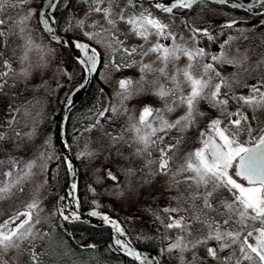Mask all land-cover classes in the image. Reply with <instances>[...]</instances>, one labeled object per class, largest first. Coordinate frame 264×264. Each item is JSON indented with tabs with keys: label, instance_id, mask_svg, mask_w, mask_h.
<instances>
[{
	"label": "rangeland",
	"instance_id": "rangeland-1",
	"mask_svg": "<svg viewBox=\"0 0 264 264\" xmlns=\"http://www.w3.org/2000/svg\"><path fill=\"white\" fill-rule=\"evenodd\" d=\"M38 2L0 0L1 262L115 264L92 261L90 243L78 260L56 231L54 117L80 79L68 51L39 30ZM213 13L192 15L199 35L184 19L163 22L118 0L81 3L67 19L100 52L106 86L97 123L72 141L88 201L116 210L130 235L158 231L159 264H264L261 188L202 144L213 135L234 161L264 137V15L232 25L234 15ZM205 213L214 219L202 226Z\"/></svg>",
	"mask_w": 264,
	"mask_h": 264
},
{
	"label": "water",
	"instance_id": "water-1",
	"mask_svg": "<svg viewBox=\"0 0 264 264\" xmlns=\"http://www.w3.org/2000/svg\"><path fill=\"white\" fill-rule=\"evenodd\" d=\"M163 13H172L176 7L191 9L201 0H139ZM219 4H226L246 10L252 14L264 13V0H208ZM58 0H42L38 9V21L47 37L55 42L67 46L74 58L83 67V75L66 94L55 120V143L62 153L66 169L67 182L56 199L59 215L68 221L80 220L96 226H108L111 231L113 246L121 253L130 256L139 264H159L157 256L151 250L136 245L131 235L121 221L108 208H81L77 195L79 168L68 142L65 126L70 111L81 101L96 75L100 65V52L97 47L86 39L60 32L56 28L54 9ZM210 153L221 165H229L230 159L222 144L211 134H206L202 140ZM236 172L244 177L248 183L263 184L264 196V146L263 139L246 149L236 161ZM9 229L5 227L4 231ZM264 250V239L261 240Z\"/></svg>",
	"mask_w": 264,
	"mask_h": 264
},
{
	"label": "trees",
	"instance_id": "trees-1",
	"mask_svg": "<svg viewBox=\"0 0 264 264\" xmlns=\"http://www.w3.org/2000/svg\"><path fill=\"white\" fill-rule=\"evenodd\" d=\"M93 1L96 0H58L54 9V17H55L57 30L66 34L83 38L81 34L73 33L68 28L67 19L69 18L70 13L74 12L79 4L86 2L90 3ZM118 1H120L122 5L129 6L135 10H138L139 7L144 6L147 9V12L151 16H154L159 20H162L163 22L168 21L170 19L178 22L181 19H184L187 28H189V30L192 33L198 35L200 33L198 32V30H196L193 27V24L191 22L192 20H195V18L192 17V15L197 11L199 6L202 7V12L204 11L205 13H210V12L213 13V10L209 9V7H213L217 11V12L215 11L216 13L213 14L224 15L225 13H229L231 15H234L235 18L233 19V21H231L232 25L239 23L260 24L261 23L260 20L264 15V13L252 14L247 12L246 10L237 7H232L226 4H219L208 0H201L197 2L192 6L191 9L176 7L172 13L159 12L154 8H152L150 5H148L147 3L139 0H118ZM40 2L41 0H39L38 4H40ZM36 10H38V6H36ZM207 26L209 27L208 31L212 33L217 28L215 24L207 25ZM38 28L42 32V34L47 37V35L43 32L39 24V21H38ZM47 39L49 40L51 45L68 51L69 56L79 67L78 80L81 79L83 75V67L74 59L70 49L67 46H64L58 42L49 39L48 37ZM97 73L92 79L87 89V92L85 93L81 101L70 111L66 121V126H65L66 136L76 161H77L76 154L72 146V141L74 140L75 131L77 130V128L85 124H87L88 127L93 128L94 124L97 123L98 99L102 94L106 92L105 91L106 86L100 81V79L97 76ZM75 84L76 83H74V85ZM74 85H72V87ZM72 87H70L69 90H71ZM55 119L56 116L54 117V121ZM54 150H55V154H54L55 156H54V160L48 166L47 179L51 187L56 192L59 193L66 185L67 169L62 153L57 147L56 143H54ZM77 195H78L80 207L82 209L93 206L88 201L89 195H88V191L84 186V180L81 175L80 169H79V178H78V186H77ZM109 208L121 221V223L125 225L118 212L111 207ZM55 227L59 235L66 240L68 246L71 248L72 253L76 257L78 256L77 257L78 260L80 259V257L84 258L86 256L85 252L88 251V249L85 250L82 247L83 244L85 245L87 243H90L93 245V249L91 251V253L93 254L92 261L100 258L101 260L105 259L106 261L112 263L114 262L115 264H139L130 256L119 252L113 246L111 241V231L108 226H96L80 220L68 221L63 219L57 211V223ZM131 237L137 246L151 250L157 254L160 247L159 245L160 236L158 235V231L151 230L150 233L147 234L145 233L144 237H138V236L135 237L133 234L131 235ZM86 259H90V258L86 257ZM67 260H68L67 264H72V259H67Z\"/></svg>",
	"mask_w": 264,
	"mask_h": 264
},
{
	"label": "flooded vegetation",
	"instance_id": "flooded-vegetation-1",
	"mask_svg": "<svg viewBox=\"0 0 264 264\" xmlns=\"http://www.w3.org/2000/svg\"><path fill=\"white\" fill-rule=\"evenodd\" d=\"M263 139V146H264V137L262 138ZM257 144V143H256ZM206 146V148H207V151H208V153L210 154V156L213 158V160L214 161H217L215 158H214V156L210 153V150H209V148H208V146L207 145H205ZM254 146V145H253ZM250 147H252V146H250ZM249 147V148H250ZM243 153V152H242ZM241 153V154H242ZM239 157V156H238ZM238 157H237V159L236 160H230V163H229V165H222L223 166V168H225V169H228V168H233L234 169V175H235V177L239 180V181H241V182H246V183H248L247 181H246V179L244 178V177H241V176H239L238 174H237V172H236V161L238 160ZM227 158H228V155H227ZM218 162V161H217ZM219 164V163H218ZM254 185H258L260 188H261V193H262V195H263V184L262 183H260V182H257V183H253ZM264 197V196H263ZM194 208H195V205L193 206ZM193 212H195V210H193ZM212 213V212H211ZM212 215V214H211ZM221 218H222V220H221V223H222V226H224V224L226 223V220H225V218L227 219V216H226V213L225 212H221ZM197 220H198V222H200V225H205L206 223H208V222H210V221H212L213 219H214V217H210L207 213H205V215H203L202 214V216L199 218H196ZM6 226H8L9 227V229L8 230H11V228H12V225L11 224H8V225H6ZM5 226V227H6ZM5 227H4V229H5ZM262 239H264V233H262V234H260L259 235V237H258V240H259V246H260V249L262 250V255H258L259 257H260V261L262 262V260L264 261V250H263V248H262V246H261V240ZM0 264H3L2 262H1V258H0Z\"/></svg>",
	"mask_w": 264,
	"mask_h": 264
}]
</instances>
